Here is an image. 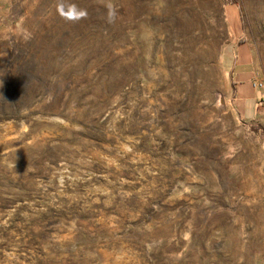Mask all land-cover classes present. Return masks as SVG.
<instances>
[{
	"label": "rangeland",
	"instance_id": "374dc122",
	"mask_svg": "<svg viewBox=\"0 0 264 264\" xmlns=\"http://www.w3.org/2000/svg\"><path fill=\"white\" fill-rule=\"evenodd\" d=\"M0 264H264V0H0Z\"/></svg>",
	"mask_w": 264,
	"mask_h": 264
},
{
	"label": "crops",
	"instance_id": "0c3cea01",
	"mask_svg": "<svg viewBox=\"0 0 264 264\" xmlns=\"http://www.w3.org/2000/svg\"><path fill=\"white\" fill-rule=\"evenodd\" d=\"M228 55H235L236 58L231 61V74L235 82H237V93L248 100L253 106L257 92L251 82L254 76L255 67L253 61L252 50L247 43L238 44L227 51Z\"/></svg>",
	"mask_w": 264,
	"mask_h": 264
}]
</instances>
